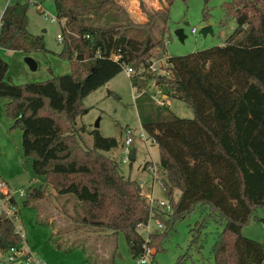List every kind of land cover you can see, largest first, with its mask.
<instances>
[{
  "label": "trees",
  "instance_id": "obj_1",
  "mask_svg": "<svg viewBox=\"0 0 264 264\" xmlns=\"http://www.w3.org/2000/svg\"><path fill=\"white\" fill-rule=\"evenodd\" d=\"M161 1L164 6L156 11L142 7L150 21L139 24L115 0H54L57 18L63 20L59 55L70 62L72 73L17 84L7 76L8 62L0 58V100L6 101L7 116L22 131L25 158L45 179L41 188L26 189L24 205L37 208L41 218V202L51 195L50 186L76 193L87 209L84 218H71L77 226L110 231L107 238L115 240L111 264L119 253L120 233L134 259L145 245L155 253L164 251L176 224L199 208L200 220L191 228L187 252L177 264L190 249L202 250L210 222L220 228L212 246L214 264H264V244L242 233L254 211L264 207V0L224 1L222 24L233 17L235 30L221 45L168 55V74L148 71L153 51H166L174 0ZM204 1L206 6L210 2ZM29 5L16 0L6 6L1 48L27 54L48 51L44 35L28 28ZM89 12L99 21L83 15ZM204 16L208 20V12ZM124 64L135 71L130 79L139 91L135 99L142 127L160 150L157 167L169 192L170 211L151 207L140 183L126 177L119 162L106 154L118 145L115 137L95 128L91 147L82 140L86 126L77 119L88 112L83 99ZM149 79L168 98L191 106L194 118L158 105L146 91ZM175 190L180 191L177 200ZM13 202L18 204L15 198ZM153 211L165 229L146 239L137 226ZM22 242L15 224L0 214V250L7 252Z\"/></svg>",
  "mask_w": 264,
  "mask_h": 264
},
{
  "label": "rangeland",
  "instance_id": "obj_2",
  "mask_svg": "<svg viewBox=\"0 0 264 264\" xmlns=\"http://www.w3.org/2000/svg\"><path fill=\"white\" fill-rule=\"evenodd\" d=\"M13 1L16 0H0V12ZM19 1H29L28 28L34 34L44 35L48 51L27 54L21 50L2 48L0 50L1 57L9 64L8 78L14 83L25 84L72 73L70 62L59 55L63 45L58 35L61 34L63 20H52L53 16H57L54 0ZM222 3V0H210L206 6L204 0H174L170 7L169 30L165 35L166 52L169 55H183L222 44L237 26L234 18H228L222 24V20H224ZM206 12L209 14L208 20H205ZM83 15L88 16L94 22L99 21L93 12ZM186 22L189 24L186 25ZM207 24L213 25V34L210 33L205 37L200 30ZM193 27L197 28L196 33H192ZM177 28L184 29L186 35L184 41H181L175 34L174 31ZM163 52L153 51L158 57L163 56ZM27 55L37 61L36 70H32L25 62ZM160 74L162 73L160 72ZM157 90L154 80L149 79L146 91L153 94ZM110 91L114 94H109ZM137 92L139 91L132 86L129 74L123 69L83 99L84 108L88 109V112L81 115L77 119V123L86 126V131L82 133V140L86 146H92L91 131L95 128H98L103 136L115 137L118 145L107 151L106 154L111 155L119 162L121 171L126 177L137 180L142 185V192L150 193L155 203L165 207L170 204V197L168 190L163 185L161 172L158 170L154 175L148 169L152 161L157 163L159 160L160 150L156 144L150 145V140L148 144L143 140L149 136L143 129L139 117L137 101L134 97ZM3 101L5 100H0L1 103ZM169 102V108L178 116L194 118V110L185 101L170 97ZM97 122L98 127H96ZM127 128L132 129L130 147L136 149V159L124 162L123 142ZM21 139L20 127L14 126V120L1 109L0 170H3L5 176H15L14 180H8V184L18 202L20 224L26 234L25 240L18 247L29 249L39 256L44 264H87V262L90 264H111L115 240L110 239L109 236L107 238L106 234L110 231L103 232V230L97 231L91 227L77 226L71 216L78 217L74 212V207L75 205L80 207L81 204L73 196L57 198L50 190L51 195L41 202L43 216L41 218H39L37 208L24 205L25 195H20L19 190L29 187L41 188L42 184H45V179L34 170L33 161L25 158L21 148ZM147 161L149 164L145 165ZM20 172L21 174L17 175ZM178 193L175 190V200L178 199ZM200 214L199 208H196L187 218L178 222L164 244L165 250L155 253V248H152L153 254L149 257V264H177L179 257L187 252L191 239L190 230L200 220ZM163 217L169 219L166 214ZM159 219L163 222L160 217ZM164 229L165 224L164 228L158 227L156 220L151 221L152 233L163 232ZM219 229L215 223L210 222L203 232L201 241L204 246L202 250L198 252L195 248L190 249L189 255L183 259L181 264H214L212 246L217 239L216 232ZM242 233L244 236L264 244V207H259L254 211L251 220L243 227ZM117 246L121 257L117 256L115 264H134L135 259L132 258L122 233L118 235ZM8 256L9 253H3L0 258L5 260ZM14 264H24V261L19 260Z\"/></svg>",
  "mask_w": 264,
  "mask_h": 264
},
{
  "label": "built area",
  "instance_id": "obj_3",
  "mask_svg": "<svg viewBox=\"0 0 264 264\" xmlns=\"http://www.w3.org/2000/svg\"><path fill=\"white\" fill-rule=\"evenodd\" d=\"M5 10V9H4ZM3 11H1L0 13V27L2 24V15H3ZM53 21H57L58 18L57 16H53L52 17ZM192 33H196L197 32V28L193 27L192 28ZM58 38L61 40L62 36L61 34L58 35ZM117 58V57H116ZM168 61H167V56H163V57H158L157 55H152V57L149 60V67H148V71L149 72H154V73H162V74H168ZM123 69L126 70V72L129 74V76H132L135 71L133 69L132 66L124 64L123 65ZM157 92L152 94V97L154 99V101L158 104V105H164V106H168L170 105V99L167 97V95L163 94L159 88H157ZM137 94L134 95V97H136ZM131 133H132V129L131 128H127L126 130V137L125 140L123 142V146H124V152L125 155L123 157V161L127 162L130 161V156H131V144H132V138H131ZM144 142L146 144L149 143V140L151 141L150 145L156 144V141L152 138H145L143 139ZM158 146V145H157ZM159 148V147H158ZM151 162V161H149ZM149 164V163H148ZM147 164V165H148ZM149 170L153 172V174L155 175L156 172L158 171V167H157V163L156 162H151L148 166ZM156 179H159L156 177ZM142 187V185H140ZM26 189H20L19 193L20 195H26ZM142 194L146 197L148 203L150 204L151 207H162L161 204L159 203H155L154 198L152 197V195L150 193H145L142 192ZM13 198H15L13 191L12 190H8L7 188V184L5 181L0 179V214L6 215V217H8L14 224H15V228L16 231L21 235L23 241L25 240L26 234L24 233L23 230V226L22 224H20L21 218H20V209H19V205L16 204L15 202H13ZM166 209L168 211L171 210V205L168 204L165 206ZM156 220V225L158 227H163L164 228V224L163 222L157 218L155 216V212L153 211L148 219V221L146 223H140L138 224V231L146 238H149V235L152 233L151 232V221L152 220ZM144 231H146L147 233H143ZM3 253H9V256L7 257V259L2 260L0 258V263L3 264H14L16 261L19 260H23L24 264H30L32 262V264H44V261L37 256L36 254H34L33 252H31L29 249H22L19 247H13L11 248L9 251L7 252H2L0 250V255H2ZM153 254V250L151 247H148L147 245H145V251L144 253L135 258V263L134 264H149V257Z\"/></svg>",
  "mask_w": 264,
  "mask_h": 264
},
{
  "label": "crops",
  "instance_id": "obj_4",
  "mask_svg": "<svg viewBox=\"0 0 264 264\" xmlns=\"http://www.w3.org/2000/svg\"><path fill=\"white\" fill-rule=\"evenodd\" d=\"M224 1H227V0H222V2H224ZM115 2H117L119 5L124 7L127 10L128 14L130 15L131 19L134 22L139 23V24L148 23L150 21V16L146 12L143 11L142 7H144L146 9V11L152 12V11L162 9L164 6L161 0H115ZM231 18H233V17H231ZM207 23H209V22H207ZM207 36H208V34L205 37H207ZM225 40L222 42V44L225 42ZM219 45H221V44H219ZM0 50H2L1 47H0ZM158 51H160V50H157L155 52H158ZM166 51L163 52L164 53L163 56L169 55ZM163 56H159V57H163ZM0 58H2L1 54H0ZM155 84H156V82H155ZM5 102L6 101H3L2 103L0 102V110L2 109L5 111V106H4ZM21 148H22V139H21ZM22 172H24V171H22ZM19 174H21V172L18 173L17 175H19ZM14 178H15V176H10V177L5 176V174H3V170L2 171L0 170V179L6 182L8 190H12L11 186L8 184L9 183L8 180L11 179L10 181H12V180H14ZM144 188H145V186H144ZM22 189H24V188H22ZM50 190H51V192H53L56 195L57 198L58 197H65V196L66 197L73 196L76 199V201H78L81 204L80 207H79V205L78 206L75 205L74 212H76L77 215L80 217H83V218L85 217V209H87V203L85 201H82L80 196H78L74 192H63L62 193L52 186H50ZM177 191L179 192L178 193V197H179L180 191L176 190V192Z\"/></svg>",
  "mask_w": 264,
  "mask_h": 264
},
{
  "label": "water",
  "instance_id": "obj_5",
  "mask_svg": "<svg viewBox=\"0 0 264 264\" xmlns=\"http://www.w3.org/2000/svg\"><path fill=\"white\" fill-rule=\"evenodd\" d=\"M186 25H188L189 23L186 22L185 23ZM175 34L178 36V38L181 40V41H184V38H185V34H184V29L183 28H177L175 31ZM200 32L206 36L207 34H212L213 33V29H212V26L210 24H207L205 26H203L200 30ZM123 38V41H125V37H122ZM25 62L29 65V67L32 69V70H36L37 67H38V63L37 61L30 55H27L25 57ZM98 122L96 123V127H98ZM130 159L131 160H135L136 159V149L135 148H132L131 150V156H130ZM119 257H121V254L119 253L118 254Z\"/></svg>",
  "mask_w": 264,
  "mask_h": 264
}]
</instances>
